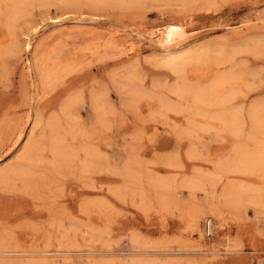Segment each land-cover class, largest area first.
Masks as SVG:
<instances>
[{
    "label": "rangeland",
    "instance_id": "374dc122",
    "mask_svg": "<svg viewBox=\"0 0 264 264\" xmlns=\"http://www.w3.org/2000/svg\"><path fill=\"white\" fill-rule=\"evenodd\" d=\"M46 1H23L12 23L0 1V264H258L263 207L228 211L223 230L210 218L211 238L191 234L186 211L227 183L264 186L263 173L225 171L234 147L257 146L248 111L264 107V0ZM65 13L62 24L49 19ZM172 22L187 24L183 46L201 53L179 69L149 38ZM229 73L218 90L235 91L232 100L195 101L193 91ZM77 96L70 118L62 108ZM238 109L236 132L219 114ZM53 125L66 159L51 151ZM205 176L203 190L185 185Z\"/></svg>",
    "mask_w": 264,
    "mask_h": 264
},
{
    "label": "bare ground",
    "instance_id": "6f19581e",
    "mask_svg": "<svg viewBox=\"0 0 264 264\" xmlns=\"http://www.w3.org/2000/svg\"><path fill=\"white\" fill-rule=\"evenodd\" d=\"M4 1L6 2L9 8L8 13L6 12L7 20L10 23H12L22 13L23 1L25 0H4ZM105 1H108V0H83V2L82 1L81 2L91 7H99L103 5ZM138 1H143V0H138ZM178 1L186 4L190 0H178ZM46 2L49 4H57L59 7L62 6L67 9L71 7L76 8L81 3L79 2V0H47ZM68 14L69 13H65L63 16L49 17V19L51 20V22L62 24L64 22H67L65 21V19L69 17ZM189 31L190 30L187 28L186 23L172 22L162 28H157V31H154L149 34V38H151L152 40H157L159 50L162 52L161 62L168 64V66L171 65L175 69H179V67L183 65L185 62L190 61L194 57H200L201 53L198 49H190V47L183 46L186 40L189 38V35H190ZM38 33H39V28H38V25H36L35 27H33V33L29 36L28 40L25 43L26 44L25 46H27V49L31 47V44L33 43L32 42L33 37L36 36ZM126 36L130 38V40L133 39V36L131 34L126 35ZM133 45L135 46L136 50L135 49L134 50L137 52V55L140 54L141 50L138 49V45L137 47L134 43ZM39 54H40L39 56L42 57L41 54L43 53H39ZM38 60L39 59H37V61ZM37 66L39 65L37 64ZM67 66L68 64L66 63L65 65L57 64L56 69L54 68L55 70L53 69L54 71L52 72V77H54L53 80H57L59 78V77L57 78V76H60L59 74L64 72ZM233 78H234V74L229 73L227 75L221 76L218 79H216L210 88L208 89L200 88L196 91H193L195 101L202 105H205V104L206 105H211V104L224 105L225 103L227 104V102L233 99L235 95L234 94L235 91L226 92L224 94H221L218 88L221 84H223L224 82H230L231 80H233ZM181 91H183V89ZM185 92L186 91H184L183 93ZM73 97L68 98V100L66 101V103L63 105V108H62L63 113L69 115L70 118H72L75 115V106L78 102L81 101V97H78V96L77 98H73ZM104 101L98 95H93L92 102L94 106L97 109H99L102 113H103V110L105 109ZM263 110H264L263 106L259 104H252L248 111V118H249L251 131H252L249 138L250 140H254L257 146L255 144L256 147L251 148V147H247L245 144H240L239 146L234 147V152L231 158V162L226 165V170H225L226 172L238 173L242 175H254L257 177H261L262 173L264 174V113H263ZM242 114H243L242 109L224 110L221 112V114H219L220 115L219 118L224 121L227 127H231L237 132L239 131V127H236V123L241 118ZM57 129L58 128L55 127L54 125L52 126V132H51L52 136L50 135V137L52 138L51 146L53 147V150L51 149V151L52 152L54 151V153L56 154L58 158L66 159L67 156L65 154L67 152L63 150L64 147L62 149L59 146L62 143L61 142L62 139L59 138L57 134ZM19 137H21V134ZM28 147L29 149L31 147H35V144L32 143ZM10 169L11 170H9V173H14L13 175L21 174L22 172V170L19 171L13 168H10ZM202 178H208V177L205 176V177H199V178H194V179H188L185 181V185L191 189H202L203 190L204 181ZM160 186L163 189H165L167 184H161ZM249 203L254 204L255 206H260L264 208V186H260V187L252 186L246 183L244 179L243 181L238 182V183H235V182L227 183L224 186L222 193L220 195H217L216 193H212L211 196L209 198H206L204 202L203 201L195 202V204H193L192 206L188 208V210L186 211V219L188 222L187 225L190 228L191 234L197 233L202 238V235H203L202 222L204 219L207 220V219L213 218L214 220L218 222L219 228L223 230L226 228V225L228 222L227 221L228 211H234V212L238 211L239 209L244 208L245 205ZM196 246H200L201 250L206 254H210V253L213 254L219 251L218 244L216 245L212 243H209V244L201 243ZM257 260L259 259H257L256 257H253L249 264H257L256 263ZM258 264H264V258L258 261Z\"/></svg>",
    "mask_w": 264,
    "mask_h": 264
},
{
    "label": "built area",
    "instance_id": "2783aa9c",
    "mask_svg": "<svg viewBox=\"0 0 264 264\" xmlns=\"http://www.w3.org/2000/svg\"><path fill=\"white\" fill-rule=\"evenodd\" d=\"M214 231V223L212 220L207 219L204 221L203 224V233L206 238H211L213 236Z\"/></svg>",
    "mask_w": 264,
    "mask_h": 264
}]
</instances>
